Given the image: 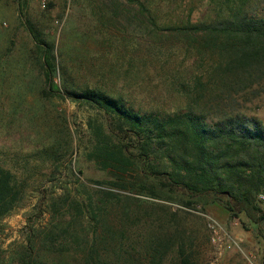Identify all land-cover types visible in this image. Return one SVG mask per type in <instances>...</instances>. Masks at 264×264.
Listing matches in <instances>:
<instances>
[{"label":"trees","instance_id":"16d2710c","mask_svg":"<svg viewBox=\"0 0 264 264\" xmlns=\"http://www.w3.org/2000/svg\"><path fill=\"white\" fill-rule=\"evenodd\" d=\"M125 1L122 8L106 1L104 6L109 18L144 40L140 45L134 38L131 45L136 52L143 47V67L174 64L178 56L197 66L176 89L181 105L167 107V94L141 88L136 71L116 78L122 82L119 91L117 81L88 76L75 84L63 52L59 60L55 45L30 21L24 26L33 49L25 56L32 61L14 58L13 45L0 52V86L8 76L27 88L0 105V138L11 133L13 121L26 120L37 130L29 149L0 140V228L22 206L34 170L62 174L58 165L73 154V134L80 136L85 157L107 175V181L91 186L72 169L64 172L78 184L74 193L62 192L70 196L66 211L37 227L28 221L23 240L6 252L11 264H163L174 247V264H194L198 244L189 226L194 215L172 211L164 202L193 210L189 195H213L260 211L264 125L244 111L241 100L264 92V0H205L209 14L196 21L195 0ZM32 93L33 101L67 100L101 119L87 118L86 130L73 134L47 119L40 129L35 119L42 110L27 104ZM41 204L57 211L56 198Z\"/></svg>","mask_w":264,"mask_h":264},{"label":"rangeland","instance_id":"374dc122","mask_svg":"<svg viewBox=\"0 0 264 264\" xmlns=\"http://www.w3.org/2000/svg\"><path fill=\"white\" fill-rule=\"evenodd\" d=\"M105 1L109 5L113 3L121 8L126 4L125 0H0V52L13 45L14 58L30 60L25 54L28 55V49H33V46L24 26L25 21H30L44 39L55 45L60 54L59 60L62 59L63 52L64 64L75 84L83 83L88 76L96 82L106 81L111 84L117 81L115 84L118 83L119 91L122 82L116 78L121 77L124 72L136 71L141 88L144 90L152 88L159 93L161 91L162 95L167 94L165 101L167 107L181 105L176 89L183 77L192 75V70H196L197 66L188 65L191 59L183 61L182 56H178L175 57L174 64L167 62L160 68L145 64L143 67L142 63L147 57L142 46L137 52L133 50L131 46L135 38L133 29L122 26L119 19L109 18L111 13L108 7L104 6ZM194 7L196 10L192 16L193 21L209 14L205 0H195ZM135 40L140 42V45L144 43L142 38L136 37ZM134 60L140 62L135 63ZM181 60L183 62L178 66L179 69H176L175 65L177 66ZM125 76L129 77L127 73ZM11 81L8 76L2 81L1 106L9 104L8 98L14 95V92L27 89L23 83L16 82V78ZM56 84H59L58 79ZM134 92L145 98L136 88ZM170 92L174 94L172 99L168 97ZM31 97H35V93L30 94L27 104L34 106L33 108L38 111L42 110V115L35 119V124L40 129L47 125L40 123L42 119H47L54 126L57 124L66 126L73 134L86 130L87 118L93 116L101 119L99 113L67 100L35 98L33 101ZM139 97L138 99H141ZM241 103L249 116L259 119L264 125V92L249 102L242 99ZM9 130L11 133L6 135L3 132L0 140L6 144L13 143L17 149H29L37 141L33 138V133L37 131L35 126L28 124L26 120L13 121V126ZM72 139L73 154L66 156L58 165V171L62 174L52 177L46 169H44L46 175L39 173V169L34 170V180L32 179L22 206L3 220L0 228V264H11L5 257L6 252L9 251L10 244L23 240L28 221L31 224L35 222L34 227H37L66 211L62 208L70 201V196L62 192L74 193L78 185L73 178L64 175L69 168L91 186H95L97 182L107 181L105 172L83 154L80 136L73 134ZM79 171L82 173L79 174ZM259 197V212L236 206L223 196L213 195L199 197L189 195L186 199L195 204L196 208L193 210L185 209L176 203H164L172 211L186 210L194 215L189 225L198 244L193 251L194 264H264V200ZM50 198H56L57 211L54 208L48 212L45 204L39 206L42 199L46 201ZM226 203L233 211L225 207ZM176 254L177 250L174 247L163 264H174L177 261Z\"/></svg>","mask_w":264,"mask_h":264},{"label":"built area","instance_id":"2783aa9c","mask_svg":"<svg viewBox=\"0 0 264 264\" xmlns=\"http://www.w3.org/2000/svg\"><path fill=\"white\" fill-rule=\"evenodd\" d=\"M261 200H264V196L263 195H260V197H259ZM215 226V224L212 226V227H214Z\"/></svg>","mask_w":264,"mask_h":264}]
</instances>
